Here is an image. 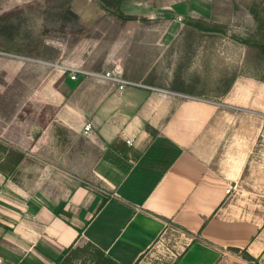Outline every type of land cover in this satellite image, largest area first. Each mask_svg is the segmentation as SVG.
<instances>
[{
	"label": "crops",
	"instance_id": "crops-1",
	"mask_svg": "<svg viewBox=\"0 0 264 264\" xmlns=\"http://www.w3.org/2000/svg\"><path fill=\"white\" fill-rule=\"evenodd\" d=\"M79 29L77 43L44 59L16 54L21 39L6 52L0 35V143L20 153L15 178L0 169V222L11 227L0 226V264H56L66 248L88 243L115 263L135 264L168 230L181 248L173 264H264V171L251 156L233 171L215 167L218 106L166 77L176 70L165 59L166 38H135L145 29L133 23L90 21ZM65 66H117L152 88L73 80ZM23 77L31 89H22ZM247 85L237 79L228 89ZM71 137L95 151L91 161ZM114 140L126 155L109 147Z\"/></svg>",
	"mask_w": 264,
	"mask_h": 264
},
{
	"label": "rangeland",
	"instance_id": "rangeland-1",
	"mask_svg": "<svg viewBox=\"0 0 264 264\" xmlns=\"http://www.w3.org/2000/svg\"><path fill=\"white\" fill-rule=\"evenodd\" d=\"M90 21L141 25L145 30L135 38L165 37L169 43L165 59L176 65L175 72L167 70L166 77L175 75L180 84L218 106L213 121L212 149H218L215 167L221 172L233 171L251 156L264 171V88L254 89L264 84V54L259 46L242 42L250 38L263 41L264 0H0V35L5 36V50L10 52L14 40L21 39L22 46L16 47L21 53L16 54L27 60L33 55L38 59L60 57L69 44L78 42L84 34L79 28ZM199 21L209 31L196 28ZM103 27L97 35H105ZM110 32L112 38L119 36V31ZM149 53L154 59L157 48L151 47ZM237 79L250 85L228 89ZM18 82L7 81L6 85ZM0 83L4 84L2 78ZM31 86V79L23 77L22 89ZM249 97L255 107L248 105ZM260 99L263 105L259 109ZM69 139L73 149L86 151L85 162L92 160L95 151L83 141ZM0 144V169L13 179L20 153L10 143ZM178 240L175 232L165 231L136 264H173L181 251ZM95 259L96 251L86 246L82 255L68 253L60 264H94Z\"/></svg>",
	"mask_w": 264,
	"mask_h": 264
},
{
	"label": "built area",
	"instance_id": "built-area-1",
	"mask_svg": "<svg viewBox=\"0 0 264 264\" xmlns=\"http://www.w3.org/2000/svg\"><path fill=\"white\" fill-rule=\"evenodd\" d=\"M64 71L65 72L69 71V76L73 80H76L79 75H85L95 79L107 81L108 83H111L119 90H124L127 87L152 88L144 84L142 81H134L123 77L122 71L117 66H114L113 68L105 71H89L82 66H76V67L65 66ZM91 127H92L91 123H87L85 125V133H88ZM126 142L128 144H132L133 140L126 139ZM232 189H233L232 186L228 187L227 192H230Z\"/></svg>",
	"mask_w": 264,
	"mask_h": 264
},
{
	"label": "trees",
	"instance_id": "trees-1",
	"mask_svg": "<svg viewBox=\"0 0 264 264\" xmlns=\"http://www.w3.org/2000/svg\"><path fill=\"white\" fill-rule=\"evenodd\" d=\"M125 18L131 19L130 17H125ZM203 24L204 23L199 21V22H197L195 24V27L200 29V30H203V31H209ZM242 42H244L246 44L259 46L261 48L263 54H264V36H263V41H261V42L260 41H255V40H253L251 38L250 39H246V40H244ZM108 145H109L110 148H112L113 150L119 152L120 154L126 155L125 151L127 149H125L123 147V145H122V143L120 141L114 140V141L108 143ZM0 147L2 148L3 146L0 144ZM19 156H20V154H19ZM61 213L65 214L67 216H70V213L65 211V210H62ZM0 226H3V228L6 229V230L11 229V227L8 226V225H2L1 222H0ZM86 246H90L96 251L97 259H95L94 264H109V263L118 264V263H115L114 261H112L110 258L106 257V255L104 254V252L102 250H100L99 248H97L96 246H94L91 243H88L84 247H79V246L74 247L73 245H71L70 247L66 248L61 253V255L57 258L56 264L62 263L63 259H65V256L68 253H72L75 257H78V256L82 255L86 251Z\"/></svg>",
	"mask_w": 264,
	"mask_h": 264
},
{
	"label": "bare ground",
	"instance_id": "bare-ground-1",
	"mask_svg": "<svg viewBox=\"0 0 264 264\" xmlns=\"http://www.w3.org/2000/svg\"><path fill=\"white\" fill-rule=\"evenodd\" d=\"M263 95V94H262Z\"/></svg>",
	"mask_w": 264,
	"mask_h": 264
}]
</instances>
